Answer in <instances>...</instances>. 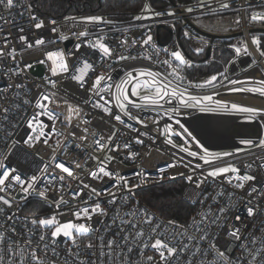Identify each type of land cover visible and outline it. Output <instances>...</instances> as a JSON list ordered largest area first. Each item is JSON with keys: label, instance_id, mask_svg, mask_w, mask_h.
<instances>
[{"label": "built area", "instance_id": "2783aa9c", "mask_svg": "<svg viewBox=\"0 0 264 264\" xmlns=\"http://www.w3.org/2000/svg\"><path fill=\"white\" fill-rule=\"evenodd\" d=\"M165 1L139 0V6L134 10L122 12L95 10L69 14L63 17H39L30 0H17L18 6L10 11L0 6V17L4 18L0 20V25H2L0 36L10 33L12 40V43L8 44L5 51L11 48L17 50L15 60H12L10 57L0 60V88L8 84L14 85L15 83H22L27 86L26 89L20 90L22 93L21 99L15 101V103L19 104V108L14 110L10 119L12 121L27 120L35 112L40 111L34 107V104L38 95L44 91L57 92L59 106L50 104L49 107L55 112L62 114L61 120H63L64 115H67L65 101L67 104L77 106L83 110L80 116L71 117L73 125L71 127L66 122L57 121L56 127L64 135L60 137L53 135L49 140L51 148L43 145L42 142H34L35 146L32 148L20 143L13 150V154L5 161L10 166L18 167L20 174L24 175L25 178L34 173L41 177V180L37 185L36 193L28 195L27 199L24 198L25 194L21 191L19 185H14L12 188L7 189L6 192L0 193V196L11 200V207L0 202V209H3V212L0 213V225H3V227H0V233H4L6 237L2 245L3 248H7L9 239L17 241L23 246L26 237L32 240L31 246L36 248L38 243H40V230L37 228V234L34 236L30 235L29 230L32 228L31 221L53 215H56L61 223L69 221L86 223L93 229L88 237L77 240V243L80 245L79 249L73 248L72 242L70 240L66 241L62 235L58 237L56 251L60 254L59 257L52 255L51 252L48 253V259L54 261L55 264H63V258L67 255V249L69 248H72L73 252L79 251V258L88 260L89 264H91V261L96 260L97 257L91 255L92 250L85 248L89 239L97 246L100 244L99 237L101 236L104 238L105 243L108 240H116L124 244V241L121 239L124 235L121 232V228L123 227L127 230H130V228L127 224L122 225L120 218H123L125 221L132 220V217L125 215L128 212L135 211L137 213L133 222L138 223L144 229L146 237L151 227L155 224L160 225L159 232H163L165 236L171 235L173 225L168 222L174 220L161 215L146 203L139 193L149 187L174 180H181L183 182L181 199L194 207L188 220L186 222L175 221L177 224L187 226L194 219L197 222L200 221V214L203 212L210 211L215 214L220 207H229L224 227L219 228L214 226L210 229L209 239L201 241L202 250L209 248V243L213 236H215L216 244L220 250L224 251L225 246L231 243L226 233L232 225H237L243 230L242 237L247 236L251 240L255 236L258 241L264 239V231H262L264 229V196L260 195V193L264 192V168L260 167L264 163V148L250 147L239 142L241 138H248L252 139L254 143H258V138L264 137V127L261 126V121H264V115L250 120L246 113L226 112L223 109L212 113L181 109V112L186 114L176 116L168 111L173 105L167 104L165 101H160L164 106L163 108L143 107L144 101L137 99V97H130L135 103L142 105L140 108H131L129 106L130 110L147 126L138 124L134 120H128L127 117H122L125 123L130 125V127H126L112 117L105 115L103 111V107L106 106L111 107L114 113H118L119 109L116 108L114 99L116 94L114 85L125 77L126 72H133L135 74L140 71L161 73L171 71V69H168L166 65L161 63L165 59H171L169 54L163 51L165 48L169 51H180L185 59L191 62V67H183V75L186 78L185 84L188 81H191L193 84L203 83L212 75L225 73L227 79L224 76L219 77L224 87H220L219 85L215 89L210 86L204 88L188 87V91L192 95L199 97L211 94L214 101L218 100L226 103L229 108L231 103H236L240 106L264 109V96L260 95L259 92L237 93L228 91V88L241 86L264 87V85L256 83V81H264V57L259 55L256 46L252 44V39L256 34H263L252 32V29L264 27V25H254L248 17V11L264 6V0H205L206 5H211L210 7H200V0ZM145 3L150 4L156 12L166 13L171 9L175 12V15L168 16L165 14L145 20L134 19L135 16L144 14L141 12V9ZM223 3H228L229 7L227 9L222 8L221 5ZM29 6L32 7V14L44 20L45 27L36 29L34 22H30L29 13L26 11ZM189 7L193 9L192 12L185 10ZM219 15H226L228 17L229 29L226 32L208 30L196 22L198 19L203 20ZM89 16H100L104 19V22L88 23L81 21L82 17ZM66 17H74L76 19L66 20ZM49 20H56V25L49 23ZM237 20L240 21L238 24L236 23ZM21 27L24 28V32L20 31ZM53 27L57 28L56 33L51 31ZM80 31H86L88 36L77 39L73 33H79ZM185 32L190 34L189 37H185ZM61 34L68 36V39L56 43H47L44 46L33 49H27L26 45L18 39L20 35H26L28 41L34 43L38 37H44L46 40H58ZM147 35H151L153 39L149 45L141 47L140 45ZM211 35L213 36L211 37ZM101 36L104 37L102 42L110 46L115 55H130L137 58L124 61H116L114 57L102 58L98 49L86 46L88 41L94 43ZM123 39L127 40L126 46H122L120 43ZM133 40L136 41L135 47L132 46ZM67 41H70V44H67ZM81 42H83L82 47L77 52L75 45ZM241 42L247 44L249 54H244L242 50L241 54L237 56L234 48L240 47ZM0 46H3L2 40H0ZM198 48H202V51L197 52L196 49ZM49 50L64 52L66 60L69 63L70 72L74 71L72 67L74 64L78 67H82L83 62H89L94 65L85 75L83 88L71 80L69 73H63L56 77L51 76V61H46V63L42 64L44 69L41 76L31 73L30 67H27V65L41 64L39 61L45 59V52ZM157 50H159L158 56L156 55ZM207 50H209L208 54H206ZM145 56H149L151 59H144ZM223 56H225V61L220 62L217 70L204 75L192 74V69L196 65L202 62L213 63ZM229 61L234 62L229 63ZM253 61H256V63L253 64ZM174 63L178 62L174 61ZM9 68L19 71L20 75L12 76L9 79L4 74ZM100 75L110 76L111 79L107 80L106 83L107 85H113V87L110 91H104L100 95L90 93L89 89L96 77ZM45 77L57 81L56 89H51L45 83ZM142 79H147V77ZM232 79L245 81V84L229 85L228 80ZM126 87L130 88V86ZM12 91H15L14 87ZM217 93L219 94L217 95ZM139 94L142 96L146 93L143 89H140ZM8 95L11 96V92ZM100 96H103V99ZM24 99H28L32 103L25 105L23 103ZM86 100L88 101L87 103H85ZM105 101H108L107 105H105ZM94 103L101 105V107H92ZM7 105L8 101H0V107H6ZM211 106L215 107V104L212 103ZM170 115L173 117L172 120L168 119ZM199 118H203L207 122L211 119L219 121L222 123V129L221 127L212 129L208 125H202L198 121ZM81 119L90 121V123L86 125L81 124L79 128L75 127V124ZM176 119H179L209 152H228L231 155L221 156L205 164L203 160L199 159V156H202L203 153L195 148L194 145L190 146L191 150L197 151L199 154L195 158L188 156L185 152L179 151L178 148L171 147V145L165 142L168 138L178 145L186 146L184 145V140L179 136H175L174 134L169 136L165 131L167 124L172 125L173 133L181 131L179 125L174 122ZM38 120L48 125L43 130L51 133L52 121L47 120L46 116H39ZM154 120L159 121V123H154ZM195 121L199 123V125L197 124L198 126H196ZM238 125L242 126V128L231 129ZM34 126L38 127V125ZM83 127H88L90 131L96 132L97 136L95 139H100L101 136L106 138L113 132L115 136L111 144L104 149L98 148L93 144V137L91 135H88L87 140L83 142L81 148H76V144L81 142L69 136L68 132H75L77 136L86 135L80 130ZM201 128L212 131L215 134L213 140L220 144L216 142L213 143V146L207 145L206 137L200 132ZM252 128L254 133L251 134L250 130ZM14 131L19 133V136L16 138L22 139L24 133L31 130L27 128L26 124L21 123L20 127ZM142 132L145 135L141 136L140 133ZM2 136L3 134L0 133V154H6L8 148L4 144ZM57 139L64 141L63 146L69 149L67 152L63 148L56 152L52 151L53 148H56ZM137 139L142 140L143 143H136ZM224 140L230 141L229 145H224L227 142ZM222 141L225 143H222ZM125 144L128 145L127 148L124 147ZM117 145L119 147L116 151L108 150L110 147H116ZM130 152L138 153V155L130 157ZM53 155L57 158L54 161L52 160ZM106 155L114 157V159L109 162L105 160ZM85 159H87L86 164ZM101 162L107 165V170L118 174L122 179H109V177H103L102 173L100 174L102 179H92L89 173L91 171L99 172ZM56 163H64L73 170L74 175L70 177L67 173H63L55 167ZM76 163H79L81 167L77 168L75 166ZM169 164H175L176 166L170 168L168 167ZM45 165L48 167V172L42 174L39 169ZM197 165L199 167H196ZM248 165H251V168L247 167ZM228 166H235L239 169V172H228L215 178L207 176L209 170ZM160 169H164V171L161 172ZM246 173L256 176L257 179L255 181L244 182V188L242 189L236 188L234 185L240 181L235 179V177ZM60 176L65 177L63 182L60 181ZM187 176H192L195 181H203L201 187L197 189L194 183L188 182ZM124 181L128 182L130 191L123 188ZM83 184H89L91 188H95L96 191L102 194L96 196L91 191V188H84ZM114 184H119L120 187L115 188L113 187ZM251 186L256 187L257 192L249 197L247 193ZM41 190H46L48 199L39 198V191ZM77 192L79 195L73 198V193ZM113 192L115 193L116 202L111 204L109 201L113 199L111 195ZM12 197H15V199H12ZM61 197H63V202L57 207L55 202L60 201ZM249 201L251 202L248 203ZM96 203H100L101 208L107 213L106 215L92 214L91 220H87L86 218L77 220L73 215V210L84 207L91 209ZM257 206L261 210L254 216L248 217L246 208H255ZM117 210H119V217L116 216ZM141 210L154 217L151 225L143 223L145 217L141 214ZM60 213H63V215H60ZM12 228L16 229L15 234L11 231ZM188 235H193L191 228L188 229ZM195 235L198 239L199 234L196 233ZM47 237L46 242L51 245L50 231H48ZM128 243L135 249L131 254L130 264L134 261L146 264V256L148 255L154 256L151 264H158L159 256L150 247L145 249V260H142L138 250V242L132 241L130 237ZM239 243L236 242L232 249L227 252L231 260H236L237 257L243 254ZM255 247H260V244L257 243ZM249 248L254 251L251 243H249ZM94 250L98 255L99 247ZM126 250L125 247L124 251ZM213 258L214 256L210 250V254L206 256L197 255L194 257L192 264H200L201 261L204 264H211ZM68 259L72 260L73 258L69 256ZM187 259V256L182 257L178 264H185ZM97 264H99V261H97ZM241 264H248L247 259L243 260Z\"/></svg>", "mask_w": 264, "mask_h": 264}, {"label": "snow or ice", "instance_id": "6c2138e0", "mask_svg": "<svg viewBox=\"0 0 264 264\" xmlns=\"http://www.w3.org/2000/svg\"><path fill=\"white\" fill-rule=\"evenodd\" d=\"M0 6H2L5 10H11L14 7H17V0H0ZM200 7L211 5H206L205 0H200ZM222 8L227 9L229 7L228 3H223L221 5ZM187 12H192V8H186ZM26 11L29 13V20L30 22H34V27L36 29H41L45 27V23L43 19L38 18L36 15L32 14V7L29 6ZM215 11V10H214ZM141 12L144 13L142 15L135 16L134 19L136 20H145L151 19L153 17H158L162 15L174 16L175 12L173 10H168L166 13L156 12L148 3H145L144 7L141 9ZM23 15V13H21ZM3 17H0V20H3ZM66 20L72 19L75 20L74 17H66ZM264 20V14H253L251 16V21H259ZM81 21L88 22V23H101L104 22V19L100 16H89V17H82ZM240 21L237 20L236 23L238 24ZM49 23L52 25H56V20H49ZM21 32H24V28H20ZM53 33L57 32V28L53 27L51 29ZM0 32H2V25H0ZM77 39L87 37L88 33L86 31H80L79 33H73ZM185 37H189V33H184ZM11 34L0 36V40L3 41V46H0V60H3L5 57H10L12 60H15L17 55V50L15 48H11L8 51H5L8 44L12 43ZM19 41L26 45L27 49L39 48L41 46L46 45L47 43H56L58 41H64L68 39V36L61 34L57 39H49L46 40L44 37H38L34 43L28 41L26 35H20L18 37ZM152 36L147 35L146 39H143L141 43V47L149 45L152 41ZM104 37H99L94 43L92 41H88L86 46H90L93 49H98L101 53L102 58L107 59L114 57L116 61H124L128 59H136L137 57L134 56H125V55H115L110 48V46L106 45L102 41ZM82 43H77L75 45V49L77 52L80 51L82 47ZM122 46L127 45V40L123 39L120 41ZM252 44L256 46V50L261 57H264V50L261 48L260 41L257 40L255 37L252 39ZM132 46H136V41H132ZM235 53L237 56L241 54L243 50L244 54H249V50L247 44L241 42L240 47L234 48ZM165 53H168L171 59H165L161 61L163 65H166L168 69H171L170 72L161 73V72H153V71H140L133 74V72H126L125 77L121 79L120 82L114 85L116 89V94L114 96L116 108L119 109L118 113H114L111 107H103V111L105 115H108L115 119L118 123L125 125L126 127H130L125 123V120L122 117H127L128 120H134L138 124H142L143 126H147L144 122L135 114L132 113L130 110L131 108H140L142 107L141 104L135 103L130 97H137L144 101L143 107H156V108H163V104L160 101H165L167 104L173 105L171 109L168 111L172 112L176 116L184 115L186 113L181 112V109L184 110H198L199 112H215L219 109H223L224 111H232V112H239V113H246L249 116V119L255 118L257 116L264 115V109H256L253 107H245L240 106L236 103H231L230 108L228 104L222 103L221 101H214L213 95L205 94L202 96H194L188 91V87H196V88H204L206 86H210L212 88H217L219 85L220 87H224L223 82L219 79L220 76H224L227 79L225 73H219L218 75H212L210 78L205 80L203 83L193 84L191 81H188L185 84L186 78L183 75V67H191V62L187 61L185 57L181 54L180 51H169L168 49L163 50ZM197 52L202 51V48L196 49ZM156 55H159V50L156 51ZM144 59H151L149 56H145ZM46 61H51V76L56 77L63 73H69L71 80L75 81L81 88L84 87L85 84V75L87 74L88 70L93 68L94 65L89 62H83L82 67H78L77 65H73V72H70L69 63L66 60L65 54L62 51H46L45 52V59L40 60L39 63L44 64ZM178 62V63H174ZM234 61H229V63H233ZM256 61H253L255 64ZM19 67V65H17ZM27 67H31V65H27ZM10 73V75H9ZM8 76L9 79L12 76H19V71H14L13 69L9 68L7 72L4 73ZM147 77V79H142ZM110 76L100 75L97 76L95 81L93 82L91 88L89 89L90 93H94L96 95H100V93L104 91H110L113 85H107V80H110ZM104 82V83H102ZM45 83L50 86L51 89H56L57 81L51 80L48 77H45ZM257 84L264 85V81H256ZM229 85H244L245 81H241L238 79L228 80ZM126 86H130L126 87ZM15 88L13 92L12 89ZM26 85L22 83H15L8 84L5 87L0 88V101H8V105L6 107H0V133L3 134L2 139L4 144L7 145L8 152L6 154H0V193L6 192L7 189L12 188L14 185H19L21 191L25 194L24 198L27 199L28 195L35 194L36 188L38 183L41 180V177L33 174H30L27 178L24 175L20 174L18 167H13L5 163L10 155L13 154V150L16 146L20 143L28 146L29 148L34 147V142L40 143L42 142L43 145L52 147L49 144V140L53 135L55 136H63L64 133L59 131L56 127L57 121H61L62 123L66 122L69 127L72 125V116H80L81 112L83 111L77 106L67 104V115L63 116V120H61V113L55 112L52 108L49 107L50 104H55L59 106V100L57 97V92L55 91H44L41 92L34 104L36 109L40 111L35 112L33 116L27 120H17L12 121L10 116L14 112V110L19 108V104L15 103V101L20 100L22 93L21 89H26ZM40 87V86H37ZM143 89L146 94L140 95L139 90ZM230 92H259L260 95L264 96V87H235V88H228ZM11 92V96L8 94ZM219 93H217L218 95ZM103 99V96H100ZM88 101L86 100L85 103ZM23 103L25 105H30L32 102L28 99H24ZM214 103L215 107H212L211 104ZM108 104V101H105V105ZM92 107L99 108L101 105L93 104ZM39 116H46L47 120L52 121L51 125V133L45 132L43 129L48 127V125L44 124L42 121L38 120ZM169 120H172L173 117L170 115L168 117ZM154 123H159V121H153ZM181 131H177L173 133L172 125L167 124L165 131L168 133L169 136L175 135L179 136L182 140H184V145L181 146L175 143L172 139H166V143L171 145L173 148H178L179 151L187 153L190 157H197L199 154L197 151L191 150V145H194L195 148L199 149L200 152L203 153L202 156H199V159L203 160L205 164H208L213 159H217L221 156H228L231 153L224 152V153H211L209 152L203 144L197 139L193 133L185 127L183 123L180 122L179 119L174 121ZM21 123L26 124L27 128L30 129V132H25L24 137L22 139H17L16 137L19 136V133L15 132L14 130L20 127ZM90 121L87 120H79L75 127H80L81 124H89ZM10 125V127H9ZM38 125V127L34 126ZM261 126L264 127V121H261ZM86 135L77 136L75 132H68V135L71 136L75 140H79L81 143L76 144V148H81L83 142L87 140L88 135L93 137V144L101 149H104L108 145L111 144L115 133H111L106 138L101 136L100 139H95L97 133L94 131H90L88 127H83L80 129ZM141 136L145 135V133H140ZM241 144L248 145L250 147H260L264 148V137L258 138V143H254L252 139L248 138H241L239 140ZM136 143L142 144L143 141L140 139L136 140ZM64 141L57 139L56 141V148H53L52 151L56 152L63 148L65 152L69 149L64 147ZM119 145L116 147H110L109 151H116ZM125 148L128 147L127 144L124 145ZM138 153L130 152V157L137 156ZM56 156L53 155L52 160H56ZM95 159V158H93ZM114 157L105 156V160L111 162ZM87 163V159H85V164ZM77 168L81 167L79 163L75 165ZM175 164H169L168 167H175ZM55 167L60 169L63 173H67L68 176H73L74 172L69 167H67L64 163H56ZM196 167H199L197 165ZM247 167L251 168V165ZM261 168H264V163L260 165ZM39 171L44 174L48 172V167L45 165L44 167L40 168ZM161 172L164 169H160ZM238 173L239 169L235 166H228V167H219L209 170L207 172V176L210 177H217L224 173ZM102 173L103 177H109V179L119 180L122 179L107 170V165L103 162L100 163L99 172L91 171L89 175L94 180L102 179L100 175ZM142 175V174H141ZM60 181L63 182L65 179L64 176L59 177ZM146 179V177H145ZM186 179L190 183H194L195 187L199 189L203 181H195L192 176H187ZM235 179L240 181L239 183L235 184L236 188H244V182L248 181H255L257 179L256 176L251 174H244L242 176H236ZM7 181V183H6ZM84 188H91L89 184H83ZM113 187L119 188V184H114ZM123 188L125 190H129L128 182L124 181ZM91 191L96 195L100 196L102 193L96 191L95 188H91ZM257 189L254 186H251L247 195L251 197L253 193H256ZM79 193H73V198L78 196ZM113 199L109 201V203L114 204L115 201V193H111ZM261 196H264V192L260 193ZM39 198L40 199H48L46 196V190L39 191ZM15 199V197H12ZM0 202L5 205L11 207V200L5 199L4 196H0ZM63 202V197H61L60 201H56L57 207L60 206V203ZM249 201L248 203H250ZM261 209L259 206L247 207V216L252 217L257 214ZM229 211L228 206H222L218 209L217 213L213 214L210 211L203 212L200 214L201 220L195 221L187 226L177 224L175 221H169L168 223L173 225L172 234L165 236L163 232H159L158 229L160 228L159 224H155L151 227L150 232L146 234L144 229L139 226L138 223L133 222L136 218L137 213L135 211L125 213L126 216L132 217V220L125 221L123 218H120L121 224H127L130 230L125 228H121V232L124 235L121 239L124 241V244L116 240H108L106 243L104 242V238L101 236L99 237L100 244L97 246L92 240H88L85 248L92 250L91 255L96 256V260H92L91 264H130V257L131 254L134 252L133 246L128 243L129 238L134 242H138L139 244V253L142 260H145V249L151 248L154 250L156 254L159 256L158 264H178L182 257L187 256L188 259L185 261V264H192V259L197 255L206 256L213 254L214 258L211 264H241V262L247 259L248 264H264V239H258L253 236L251 240L248 239L247 236L242 237V229L237 225H232L229 227L228 232L226 233L227 238L231 241V243L225 246V250H220L219 246L215 242V236H213L211 242L209 243L208 249H203L201 246V241H206L209 239V231L212 227H219L223 228L224 223L226 221V213ZM3 212V209H0V213ZM92 214H100L106 215L107 213L101 208L100 203H96L91 209L88 207H84L82 209L73 210V215L76 217L77 220H81L86 218L87 220H91ZM141 214L144 215L145 219L143 223L145 224H152L154 217L147 214L143 210H141ZM63 215V213H60ZM116 216L119 217V210H117ZM223 218V219H222ZM11 219V217H9ZM239 219V217H237ZM32 228L29 230L30 235L34 236L37 234L36 229L39 228V242L36 248H33L32 240L30 238H25V244L22 246L17 241H12L11 239L8 240L7 248H3V242L5 240L4 233H0V264H55L54 261H50L48 259V253L51 252L52 255L59 257V253L56 251L57 245V238L61 235L65 238V240H70L72 242V247L79 249L80 245L77 243L78 239L86 238L90 235L93 229L88 226L86 223H74V222H63L61 223L56 215L51 217H44L39 218L38 220L33 219L31 221ZM3 227V225H0ZM191 228L193 230V235H188V229ZM11 231L15 234L16 229L12 228ZM50 231L51 234V245L47 243V233ZM264 231V229H262ZM196 233L199 234V238H196ZM146 237V238H145ZM181 238V239H178ZM187 241V242H185ZM236 242L239 243V247L242 249V255L237 257L236 260H231L230 257L227 255V252L230 251L233 245ZM249 243L253 245L254 251L249 248ZM259 243L260 247H255V245ZM99 247V254L94 250ZM126 247V251H124ZM6 253V255H5ZM72 257V260H69L68 257ZM79 251L73 252L72 248L67 249V255L63 258V264H89L88 260L80 259ZM250 257V258H249ZM154 260L153 255L146 256V264H151ZM131 264H141L140 261L131 262ZM200 264H204L203 261Z\"/></svg>", "mask_w": 264, "mask_h": 264}, {"label": "trees", "instance_id": "16d2710c", "mask_svg": "<svg viewBox=\"0 0 264 264\" xmlns=\"http://www.w3.org/2000/svg\"><path fill=\"white\" fill-rule=\"evenodd\" d=\"M39 17H63L88 11L101 10L106 12H122L134 10L139 6V0H30ZM161 1V0H159ZM186 1V0H174ZM163 2H166L163 0ZM264 25V24H262ZM264 50V34H256ZM225 56L216 62H202L192 69V74L204 75L217 70L220 62L225 61ZM183 182L174 180L158 184L142 190L139 195L164 217L186 222L193 212L194 207L181 199Z\"/></svg>", "mask_w": 264, "mask_h": 264}, {"label": "rangeland", "instance_id": "374dc122", "mask_svg": "<svg viewBox=\"0 0 264 264\" xmlns=\"http://www.w3.org/2000/svg\"><path fill=\"white\" fill-rule=\"evenodd\" d=\"M253 14H264V6L258 7L256 9H252L250 11H248V17L251 21V16ZM196 22L198 24H200L202 27H204L205 29L208 30H212L215 32H226L229 29V24H228V17L226 15H219V16H211L208 17L206 19H201V20H196ZM252 24L254 25H262L264 24V20H259V21H251ZM257 36H255L256 38ZM196 126L199 125V123L197 121H195ZM198 124V125H197ZM214 125V124H213ZM212 128V127H210ZM200 132L202 135H204L206 137V144L209 146H213V143H216L213 139H214V133L212 131H207L204 128L200 129ZM224 141H227L226 143ZM222 141V143H225L224 145H229L230 141L228 140H224ZM217 144H220L219 142H217ZM237 150V149H234ZM217 152V151H214Z\"/></svg>", "mask_w": 264, "mask_h": 264}, {"label": "water", "instance_id": "95a60500", "mask_svg": "<svg viewBox=\"0 0 264 264\" xmlns=\"http://www.w3.org/2000/svg\"><path fill=\"white\" fill-rule=\"evenodd\" d=\"M168 1L172 2V0H168ZM252 32L264 34V27H255L252 29ZM212 36L213 35H211V37ZM67 44H70V41H67ZM208 52H209V50H207L206 54H208ZM29 69H30L31 73H33L34 75L41 76L44 67L42 64H35V65H32Z\"/></svg>", "mask_w": 264, "mask_h": 264}, {"label": "bare ground", "instance_id": "6f19581e", "mask_svg": "<svg viewBox=\"0 0 264 264\" xmlns=\"http://www.w3.org/2000/svg\"><path fill=\"white\" fill-rule=\"evenodd\" d=\"M198 121L201 122L202 125H208V126L212 127V129L220 128V127H221V129H222V123L219 122V121H216V120H214V119L208 120V122H207V121H205V119H203V118H199ZM213 124H214V125H213ZM200 126H201V125H200ZM201 127H202V126H201ZM203 127H204V126H203ZM235 128H237V129H241L242 126H240V125H238V126H234V127H232L231 129H232V130H236ZM233 132H235V131H233ZM250 133H251V134L254 133V132H253V128L250 130Z\"/></svg>", "mask_w": 264, "mask_h": 264}]
</instances>
